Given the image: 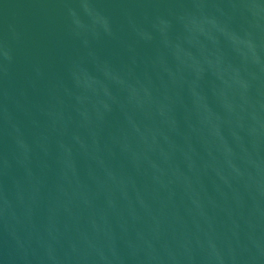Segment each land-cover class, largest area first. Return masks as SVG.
I'll use <instances>...</instances> for the list:
<instances>
[{
  "label": "water",
  "instance_id": "95a60500",
  "mask_svg": "<svg viewBox=\"0 0 264 264\" xmlns=\"http://www.w3.org/2000/svg\"><path fill=\"white\" fill-rule=\"evenodd\" d=\"M0 264H264V0H0Z\"/></svg>",
  "mask_w": 264,
  "mask_h": 264
}]
</instances>
